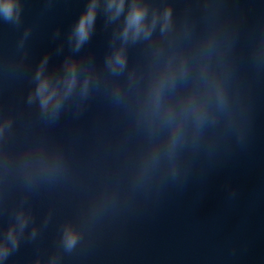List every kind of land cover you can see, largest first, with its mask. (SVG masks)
<instances>
[{
    "label": "water",
    "instance_id": "95a60500",
    "mask_svg": "<svg viewBox=\"0 0 264 264\" xmlns=\"http://www.w3.org/2000/svg\"><path fill=\"white\" fill-rule=\"evenodd\" d=\"M170 2L178 23L190 22L193 42L210 26L227 34L239 123L218 125L181 151L176 176L162 169L145 186H133L132 174L147 134L103 83L112 79L104 57L116 22L101 7L89 40L73 52L69 33L87 0H22L19 23L0 18V115L13 119L4 149L12 156L44 144L67 165L62 177L30 186L12 173L0 176V225L21 203L31 212L4 264H46L53 254L58 264H264V54H255L264 46V0ZM45 54L50 71L72 55L93 61L102 77L87 97L66 101L55 120L28 101ZM128 57L129 68L146 67V42L130 43ZM119 79L127 85V69ZM102 191L115 192L116 201L94 215ZM67 220L82 231L71 251L61 241Z\"/></svg>",
    "mask_w": 264,
    "mask_h": 264
},
{
    "label": "clouds",
    "instance_id": "9594fccd",
    "mask_svg": "<svg viewBox=\"0 0 264 264\" xmlns=\"http://www.w3.org/2000/svg\"><path fill=\"white\" fill-rule=\"evenodd\" d=\"M109 22H116L112 44L104 57V69L112 77L103 83L116 104L129 107L135 122L145 130L146 143L135 160L133 186L147 185L160 170L172 176L179 172L183 149L198 146L221 123L238 125L231 91L230 40L226 33L210 26L192 40V27L185 19L177 21L170 0H87V5L69 33L72 51H79L89 40L100 8ZM22 0H0V18L19 23ZM27 34V30L25 35ZM146 42L147 66H128V46ZM264 54V46L255 49ZM48 54L39 61L33 74L29 103L38 104L49 120L74 94L87 97L102 82L93 61L82 63L75 56L64 58L60 69L48 70ZM127 69V85L119 77ZM13 124L11 116L0 115V176L12 173L25 184L55 180L66 173V161L59 149L35 144L10 156L4 149ZM116 201L115 192H100L91 206L94 215ZM31 220V212L21 203L10 222L0 225V264L19 246ZM33 236L36 228L33 227ZM80 226L72 220L62 225L61 241L71 251L80 240ZM49 257L46 264H58ZM35 264H41L39 258Z\"/></svg>",
    "mask_w": 264,
    "mask_h": 264
}]
</instances>
